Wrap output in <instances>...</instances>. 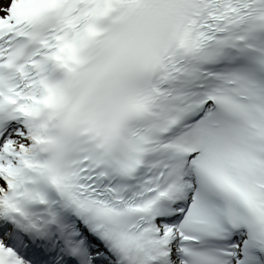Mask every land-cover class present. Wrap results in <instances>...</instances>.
<instances>
[{"label":"snow or ice","instance_id":"6c2138e0","mask_svg":"<svg viewBox=\"0 0 264 264\" xmlns=\"http://www.w3.org/2000/svg\"><path fill=\"white\" fill-rule=\"evenodd\" d=\"M0 264H264V0H0Z\"/></svg>","mask_w":264,"mask_h":264}]
</instances>
